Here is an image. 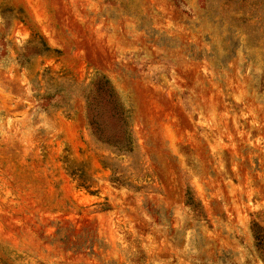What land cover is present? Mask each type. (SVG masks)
Returning <instances> with one entry per match:
<instances>
[{
  "label": "rangeland",
  "instance_id": "rangeland-1",
  "mask_svg": "<svg viewBox=\"0 0 264 264\" xmlns=\"http://www.w3.org/2000/svg\"><path fill=\"white\" fill-rule=\"evenodd\" d=\"M98 76L128 151L87 125ZM262 236L264 0H0V264H264Z\"/></svg>",
  "mask_w": 264,
  "mask_h": 264
},
{
  "label": "trees",
  "instance_id": "trees-1",
  "mask_svg": "<svg viewBox=\"0 0 264 264\" xmlns=\"http://www.w3.org/2000/svg\"><path fill=\"white\" fill-rule=\"evenodd\" d=\"M39 45L43 51L49 50L41 40ZM88 86L90 90L85 95V109L87 125L91 133L98 138L103 137L104 142L118 151L130 150L131 142L126 134V111L114 98L111 84L104 76H98ZM256 237L255 233V239ZM261 238L264 239V236ZM262 248L264 249V243Z\"/></svg>",
  "mask_w": 264,
  "mask_h": 264
}]
</instances>
